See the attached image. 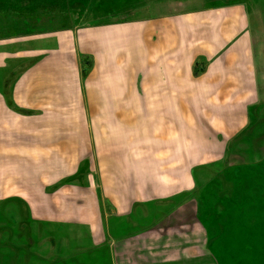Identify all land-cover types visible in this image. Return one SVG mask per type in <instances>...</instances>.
Masks as SVG:
<instances>
[{"label":"crops","instance_id":"0c3cea01","mask_svg":"<svg viewBox=\"0 0 264 264\" xmlns=\"http://www.w3.org/2000/svg\"><path fill=\"white\" fill-rule=\"evenodd\" d=\"M198 14L200 13L194 15ZM22 18L25 17L17 14L10 19L19 21ZM72 18L69 19L70 24L74 22ZM44 20L48 22L41 29L52 30L55 36L71 34L73 37L64 38L63 41L53 35L43 40L33 39L32 49H27L22 42H18L16 45L22 50V54L20 57L17 54L16 60L13 58L17 68L11 66V63L3 68L4 63H1L0 83L7 75L14 76L17 83L22 82V89L17 91L13 87L12 91H7L5 83L4 87H0V103L6 101L7 94L11 91L19 108L37 113L35 109L25 107L28 104L27 95H50L49 107L47 106L49 109L42 107L39 111L56 112L61 103L57 95H84V107L90 122L81 127L69 123L41 125V121L40 124L35 123L40 119L35 115L29 120H33L32 126L37 131L33 129L31 132L22 131L18 125L1 123L0 133L5 132L0 134L2 200L24 197L25 194L34 196L35 192L39 203L41 190L45 188L41 187V180L48 179L46 187L53 189L62 179H81L87 183L95 179L97 188L110 201L112 209L104 217L97 213L96 231L84 215L88 208L83 207L81 199L76 201L80 210L79 217L72 215V212L71 215H61L62 210L58 209V213L51 211V216L45 220L59 225L88 227L97 249L100 248V233L97 232L102 231L101 239L104 242V236L111 235L109 230L107 233L105 231L111 219L114 222L126 221L129 225L133 224L135 229L131 233L127 232L128 238H120L118 244L113 243L117 250V264H121V261H128L130 264H189V261L200 258L210 261L206 241L201 239L196 219L192 221L194 225L188 240L176 229L179 220H172L173 217L169 215L175 205L164 206L167 211L164 219L139 232H136L138 222L132 223L131 219L135 212L139 213V219L147 218V213L152 210L147 206L151 201L195 190L202 179L211 177L208 175V170H211L209 167L223 161V155L219 154L220 158L218 156V148H225L226 140L242 131V113L239 107L233 108L235 113L229 107L230 110L222 108L217 114L207 105L195 107V95H202L196 87L208 83L207 76L203 74L207 71V66L200 64V59L201 56L211 61L216 58L213 68L216 76L232 78L234 64H238L243 56L232 49L215 52V45L211 48L197 40L187 67L190 68L188 82L193 90L186 94L183 80L186 56L182 37L186 30L185 20L192 21L190 14L148 15L111 26L71 25L70 29L61 31H56L54 27L57 17ZM222 25L226 26L221 32L224 41L232 34H237L233 31V20H225ZM194 27L205 31L203 25L197 24ZM227 29L228 32H224ZM10 47L0 48L4 50ZM212 51L215 53L212 54ZM221 63H224V68L219 66ZM9 66L13 71L8 70ZM194 72L201 75L196 76ZM72 76L75 86L69 87V78ZM229 78L216 79L214 84H221L224 91L222 94L205 92L203 95L206 104L209 100L207 95H231L232 80ZM103 95H120L116 99L123 98L130 102V106L117 107L116 104V107L107 110ZM134 95L146 96L142 98L148 99L144 109L134 108ZM179 95H187V101L183 97L179 98ZM241 100L238 99V102ZM222 104L226 105L225 100ZM8 111L9 109L0 107V120L4 119L3 116L8 117ZM109 116L112 117V123H108ZM18 121L19 117L16 122ZM41 127L49 129V136H41ZM76 130L80 132L78 140L68 136L69 131L73 133ZM126 130L133 132L128 138H124ZM233 144L232 141L228 143L229 150ZM197 170H203L199 180L195 177ZM213 172L212 169V174ZM190 184L192 187H188ZM83 186L84 184L77 189L86 194L87 188ZM71 194L73 193L65 191L62 195ZM57 195L61 194L57 192L53 202L59 208ZM71 198L77 196L73 195ZM103 206L97 208L99 213L103 211ZM199 209H193L196 210V217ZM180 210L191 211L185 204L177 207L174 212ZM31 214L35 220L42 221L34 205ZM117 235L121 233H116ZM100 246L103 247L102 244ZM111 247L110 245L109 248L113 249Z\"/></svg>","mask_w":264,"mask_h":264},{"label":"rangeland","instance_id":"374dc122","mask_svg":"<svg viewBox=\"0 0 264 264\" xmlns=\"http://www.w3.org/2000/svg\"><path fill=\"white\" fill-rule=\"evenodd\" d=\"M13 1L16 0H0V47L11 46L4 50L0 48V65L4 63L3 68L8 66V63L14 67L17 54L18 56L22 54V50L16 45L18 42H22L24 47H28L27 49H32L31 44L33 43L31 42H34L33 39L43 40L53 35L59 41H63L64 38L73 37L71 34H57L55 36L52 30L41 29L48 22L44 20L48 17H57L54 27L56 31H61L70 29L71 25L73 27L107 26L106 24L111 26L148 15L149 17H156L176 13L190 14L192 21L185 20L184 28L186 30L182 37L184 55L186 56L183 76L186 94L193 90L192 85L188 82L190 80V68L187 67L197 40L211 48L215 45L213 48L215 52L219 50L218 53H220L225 49H232L243 56L242 59L238 60V64H234L232 78L225 75L216 76L213 71L216 58L211 61L201 56L200 64L207 66V71L203 74L207 76L208 83H202L200 87H196V90H200L202 95H195V107L202 108L207 105L214 114L219 113L222 108L228 110L229 107L232 109L239 107L242 113L243 129L234 134L230 140H226L227 145L230 141L234 143L231 150L227 145L225 148H218L219 158L220 155H223L224 159L221 163L209 167L211 170H208V175L211 177L202 179L196 187L198 190L190 189V192L184 195L161 197L151 201L147 206L151 207L152 210L147 213V218L139 219V213L135 212L131 221L132 223L138 222L136 232H139L164 219L167 212L164 210V206L175 205L176 207L169 212V215L173 217L172 220H179V226L176 229L188 240L190 238L188 235L192 232L194 225L192 221L196 219L199 222L197 225L201 231V239L204 238L206 241L210 261H204L203 258H200L189 261V264H264V233L260 232L261 229L263 231V225L260 226V229L252 222H248L245 217L237 218L232 215L237 213H230L228 209L222 211L224 201L229 197L241 201L244 185L250 188L259 186L260 179L264 176V0H30L29 5H27L29 0H17L19 4L12 6ZM11 7L15 8V11H12ZM13 12H19L20 16L25 18L19 21L10 19L12 16L9 13ZM205 12H207V16L204 15ZM195 13L200 14L194 15ZM71 17H73L72 21L74 20L73 24H70L69 19ZM225 20H233L235 23L233 31L237 32L236 35L232 34L227 41H224L221 36L222 29L226 28L225 25H222ZM197 24L205 26V31H199L197 27H194ZM32 26L35 28L33 29ZM217 30L218 32H216ZM224 32H228V29ZM215 52L212 51V54ZM13 55L14 57H12ZM223 64L221 63L219 66L224 68ZM195 68L196 66L194 70ZM10 69L13 71V68L9 66L8 70ZM194 70L192 69V73ZM6 77L0 83V87H4L6 83L5 89L7 91H12L13 87L17 91H21L22 82L17 83L14 76L9 77L7 75ZM219 77L232 80L231 95H207L209 100L206 104L205 95H203L205 92L222 94L224 91L221 84H214ZM73 79L74 76L69 78L71 81L69 87L75 86ZM11 91L8 92L6 101L0 103L2 104L0 107L9 109L6 113L8 117L3 116L4 119L0 120V124L18 125V127L21 126L22 131L31 132L33 129L37 131V128L32 126L33 120H29L35 115L40 117L35 123L40 124L41 121V125L69 123L81 127V125L86 126L90 122L86 107H84V95H74V93L57 95L61 99V103L56 112L39 111L43 109L42 107L49 109L47 106L49 107L50 95H27L28 104L25 107L38 111L32 113V111L19 108L16 105L18 101L13 99ZM103 96L106 102L104 106L107 110L113 106L116 107V104L117 107L130 106V102L123 98L116 99L120 95ZM248 96L249 99H247ZM143 97L146 96L134 95V108L139 110L146 107L148 99H142ZM182 97L184 101H187V95H179V98ZM238 99H242L244 102L242 100L238 102ZM224 100L226 105L222 104ZM18 110L22 111L18 112ZM235 111L233 109L234 113ZM234 118H236L235 115ZM43 121L47 124H44ZM108 123H112L111 116L108 117ZM48 130L41 127V136H49ZM130 133L133 134V132L126 130L124 138H128ZM0 134H5V132L2 131ZM84 134L86 135V132ZM62 135L64 136L65 133ZM68 136L78 140L80 139V132L78 130L73 133L69 131ZM212 169L214 174H212ZM202 171L197 170L195 172L196 179H200ZM243 172L244 174H242ZM237 179L242 180L243 186H240L238 190H236ZM1 182L0 179V186ZM82 184H84L83 187L87 188L86 194L77 189ZM47 185L48 179L41 180V187L45 188L43 191L41 190L39 203L37 202L38 195H35V192L34 196L25 194L24 197L5 200H2L3 197L0 195V264H55V262L56 264H60V262L63 264H117L115 254L117 250L113 243L118 244L117 242L121 241L120 238H128L127 232L131 233L135 229L133 224L129 225L126 221L114 222L111 219L108 222V228H105L106 233L109 230L111 235L104 236V242L101 239L102 231L97 232L100 233V238L98 237L100 243L98 247L100 248L97 249V246H94L92 242L91 229L88 227L59 225L45 220L51 216V211L54 213L58 209L62 210L61 215H71L70 212H72V215L79 217L80 210L76 201L81 199V202H84V205L82 203L83 207L88 208L84 215L88 217L96 231L97 213L100 217H104L110 214L108 213L109 210L112 211L110 201L97 188L96 180H90L87 183L86 180L82 181L81 179H62L53 189H48ZM188 187H192V184ZM65 191L73 194L62 195L65 194ZM192 191L193 194H191ZM57 192L61 194L57 195L59 208L53 202ZM73 195L77 198H71ZM252 198L251 196L246 197L245 203H249L250 207L258 205L255 200H251ZM257 198L264 204V197L259 196ZM182 204H185L191 211L174 212ZM33 205L35 211L40 214L42 221L35 220L31 214ZM99 206L100 208L103 206V211L100 213L97 210ZM196 207L197 209L200 208L197 211V217L196 210L193 211ZM243 208L245 207L243 206ZM256 210V208H249L251 212H256ZM251 212L246 214H253ZM261 214L264 218V211L259 213V216ZM224 224H228L230 227H224ZM197 231L196 229L195 232ZM248 231H250L251 239L248 240L247 244L245 240H247ZM116 233H121V235L116 236ZM101 244L103 247L100 246ZM110 245L113 249L109 248ZM121 264H130V262L121 261Z\"/></svg>","mask_w":264,"mask_h":264},{"label":"trees","instance_id":"16d2710c","mask_svg":"<svg viewBox=\"0 0 264 264\" xmlns=\"http://www.w3.org/2000/svg\"><path fill=\"white\" fill-rule=\"evenodd\" d=\"M33 1H36V0H33ZM7 2L9 3V1H7ZM15 4L16 5L19 4V3H17V0L13 1L12 6L15 5ZM29 4H30V0L27 3V5H29ZM11 10L15 11V8L11 7ZM9 14L11 16L13 14L20 15L19 12H16V13L13 12V13H9ZM242 174H244V172ZM241 182H242V180L240 181V179L236 180V190H238L240 188V186H242ZM263 187H264V176L262 177V179H260L259 186H254V187L250 188V187L244 185V189H243L244 191H243V194H242L241 201L236 200L233 197H229L226 201H224V207H223L222 211H224L225 209H228L230 211V213H237V214H232V215L237 217V218L243 216V217H245L247 219L248 222H252L256 227H258L260 229H261L260 226L263 225V231L261 229L260 232L264 233V218H262L263 214H261L259 216V213H262V211H264V204L261 203L260 200H258V198H257L259 196L260 197H264V188ZM236 193H237V191H236ZM247 196L253 197L251 200H255L258 205L250 207L249 203H245ZM243 206L245 208H243ZM249 208H256L257 210H256V212H251V211H249ZM248 212H251L253 214L247 215L246 213H248ZM224 227H230V226L228 224H224ZM250 239H251L250 231H248L247 240H245L247 244H248V240H250ZM258 241H259V238H258ZM262 246H263V238H262Z\"/></svg>","mask_w":264,"mask_h":264},{"label":"bare ground","instance_id":"6f19581e","mask_svg":"<svg viewBox=\"0 0 264 264\" xmlns=\"http://www.w3.org/2000/svg\"><path fill=\"white\" fill-rule=\"evenodd\" d=\"M198 202V201H197Z\"/></svg>","mask_w":264,"mask_h":264}]
</instances>
